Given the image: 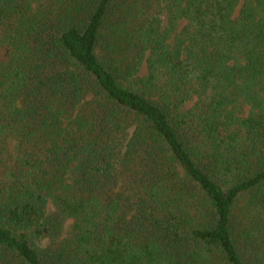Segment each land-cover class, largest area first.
<instances>
[{
	"label": "trees",
	"instance_id": "trees-1",
	"mask_svg": "<svg viewBox=\"0 0 264 264\" xmlns=\"http://www.w3.org/2000/svg\"><path fill=\"white\" fill-rule=\"evenodd\" d=\"M0 264H264V0H0Z\"/></svg>",
	"mask_w": 264,
	"mask_h": 264
}]
</instances>
